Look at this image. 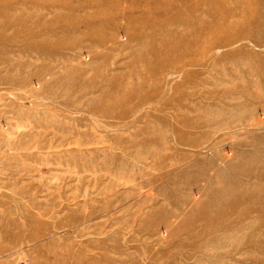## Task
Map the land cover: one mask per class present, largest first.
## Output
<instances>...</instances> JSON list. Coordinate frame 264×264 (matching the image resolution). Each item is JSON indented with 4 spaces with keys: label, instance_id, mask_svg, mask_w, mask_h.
<instances>
[{
    "label": "rangeland",
    "instance_id": "rangeland-1",
    "mask_svg": "<svg viewBox=\"0 0 264 264\" xmlns=\"http://www.w3.org/2000/svg\"><path fill=\"white\" fill-rule=\"evenodd\" d=\"M0 264H264V0H0Z\"/></svg>",
    "mask_w": 264,
    "mask_h": 264
}]
</instances>
